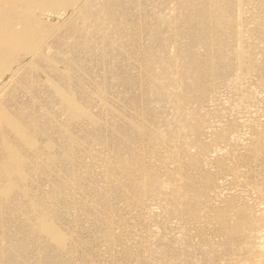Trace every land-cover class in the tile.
<instances>
[{
	"label": "rangeland",
	"instance_id": "obj_1",
	"mask_svg": "<svg viewBox=\"0 0 264 264\" xmlns=\"http://www.w3.org/2000/svg\"><path fill=\"white\" fill-rule=\"evenodd\" d=\"M0 264H264V0H0Z\"/></svg>",
	"mask_w": 264,
	"mask_h": 264
},
{
	"label": "bare ground",
	"instance_id": "obj_2",
	"mask_svg": "<svg viewBox=\"0 0 264 264\" xmlns=\"http://www.w3.org/2000/svg\"><path fill=\"white\" fill-rule=\"evenodd\" d=\"M75 1H79V0H75ZM74 8H75V7H74ZM74 8H73V9H74ZM73 9H72V10H73ZM101 23H102V21H101Z\"/></svg>",
	"mask_w": 264,
	"mask_h": 264
}]
</instances>
